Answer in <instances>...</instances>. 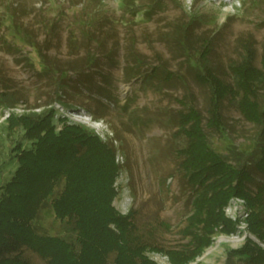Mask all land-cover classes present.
I'll return each mask as SVG.
<instances>
[{"label": "rangeland", "instance_id": "374dc122", "mask_svg": "<svg viewBox=\"0 0 264 264\" xmlns=\"http://www.w3.org/2000/svg\"><path fill=\"white\" fill-rule=\"evenodd\" d=\"M185 27L193 32L191 42ZM246 39L261 65L264 0H243L234 13L212 0H0V93H10L0 97L17 102L12 108L0 102V198L19 166L17 146H32L23 126L9 129L8 116L54 107L58 129L65 116L123 156L114 204L123 213L134 209L140 237L166 248L186 246L193 194L179 164L186 144L178 132L180 111L200 109L212 147L230 161L253 165L259 157L261 127L243 116L237 96L224 100L222 128L206 125L213 89L199 78L201 52L210 46L209 64L232 80L229 64L243 58ZM260 97L264 103V89ZM252 170L257 184L263 182ZM50 201L34 224L64 235ZM224 209L236 229L217 228L211 244L185 264H264L231 254L249 239L264 247L249 223L247 199L234 196ZM24 254L46 264L27 247ZM147 254L158 264H174L164 252Z\"/></svg>", "mask_w": 264, "mask_h": 264}, {"label": "trees", "instance_id": "16d2710c", "mask_svg": "<svg viewBox=\"0 0 264 264\" xmlns=\"http://www.w3.org/2000/svg\"><path fill=\"white\" fill-rule=\"evenodd\" d=\"M192 33L185 27L187 42L192 41ZM243 47V58L229 64L232 80L209 64L211 48L205 47L199 78L213 89L206 125L222 128L224 100L237 96L243 116L261 127L259 157L253 165L230 161L212 147L202 111L195 106L180 111L178 132L185 135L186 144L180 149L179 164L193 194L192 212L183 228L190 236L186 246L166 248L140 237L134 209L123 213L114 204L115 180L122 168L115 146L65 116L58 129L54 122L56 109L48 107L40 112H12L7 118L10 130L25 128L32 146H17L19 166L3 186L0 264H34L25 256V247L37 252L46 264H158L147 254L149 249L168 254L174 264H185L211 244L217 228L236 229V222L224 209L234 196L247 199L251 228L264 241V181L257 184L252 170L264 175V103L260 97L264 89V47L261 65L255 63L253 41L246 39ZM9 94L2 91L0 96ZM9 102L3 101V106L12 108L17 103ZM254 182L256 188L251 185ZM50 199L56 217L65 224L64 235L40 232L34 224ZM231 254L264 263V247L251 239L232 249Z\"/></svg>", "mask_w": 264, "mask_h": 264}, {"label": "built area", "instance_id": "2783aa9c", "mask_svg": "<svg viewBox=\"0 0 264 264\" xmlns=\"http://www.w3.org/2000/svg\"><path fill=\"white\" fill-rule=\"evenodd\" d=\"M216 4H221L223 10L228 13H234L242 7L243 0H212ZM117 161L121 164L124 163L123 156L117 154Z\"/></svg>", "mask_w": 264, "mask_h": 264}]
</instances>
